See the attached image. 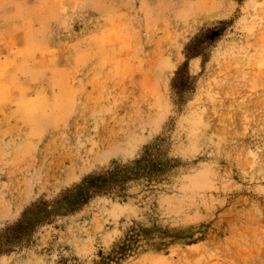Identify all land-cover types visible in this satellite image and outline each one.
<instances>
[{
  "label": "rangeland",
  "instance_id": "1",
  "mask_svg": "<svg viewBox=\"0 0 264 264\" xmlns=\"http://www.w3.org/2000/svg\"><path fill=\"white\" fill-rule=\"evenodd\" d=\"M0 264H264V0H0Z\"/></svg>",
  "mask_w": 264,
  "mask_h": 264
}]
</instances>
